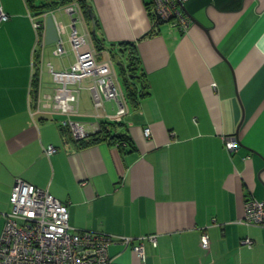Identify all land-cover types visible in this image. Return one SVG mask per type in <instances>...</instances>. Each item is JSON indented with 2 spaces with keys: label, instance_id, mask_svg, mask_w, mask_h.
<instances>
[{
  "label": "crops",
  "instance_id": "crops-1",
  "mask_svg": "<svg viewBox=\"0 0 264 264\" xmlns=\"http://www.w3.org/2000/svg\"><path fill=\"white\" fill-rule=\"evenodd\" d=\"M55 1L0 0L9 16L0 23V239L12 189L24 179L68 204L76 229L133 244L158 236L157 247L144 241L143 259L131 246L111 244L117 264H264V227L239 222L248 200L264 199V0H188L187 31L160 21L153 0H89L102 49L93 19L77 28L100 61L113 62L128 107L118 129L132 146H84L63 125L69 117L51 109L57 84L49 64L65 70L76 61L72 18L54 9L67 25L65 53L56 55L57 42L38 44L30 13ZM121 42L133 43L140 58L141 78L132 80L139 90L145 81L148 95L137 105L118 64L122 58L126 66L127 56L111 52ZM82 85L70 118L95 133L97 116L115 114L119 104L105 99L97 109L94 81ZM229 136L239 141L236 151L226 148ZM247 238L252 247L242 243Z\"/></svg>",
  "mask_w": 264,
  "mask_h": 264
},
{
  "label": "built area",
  "instance_id": "built-area-1",
  "mask_svg": "<svg viewBox=\"0 0 264 264\" xmlns=\"http://www.w3.org/2000/svg\"><path fill=\"white\" fill-rule=\"evenodd\" d=\"M188 0H153V9L158 19L178 27L183 31L190 28L191 20L184 10ZM71 18L72 30L69 39L76 61L65 70H56L49 64L53 80L57 84L51 97L50 107L54 111L69 117L63 122L76 140L88 138L93 133L87 126L70 118L77 112V103L82 84L92 78L94 85L90 88L97 109L104 107V100H114L119 106L115 114L101 117L94 126L95 133L101 130L103 121L123 122L128 114V107L121 98L116 82V71L113 62L100 61L97 51L89 39V34L81 33L77 28L78 22H84L85 13L82 4L73 1L59 6ZM53 16L60 36L55 49L56 55L65 53L63 35L67 25L59 21L55 10L31 12L38 44L45 40L47 20ZM9 19L6 12L0 9V23ZM151 135L150 128L145 130ZM226 148L236 151L239 141L236 137H225ZM120 146V143H117ZM57 147L50 145L46 152L52 155ZM11 210L4 213L5 226L0 239V264H117L109 254L111 244L120 242L131 246L132 250L143 259L145 243L151 242L158 246L156 234L139 238V243L133 244L134 238L114 236L94 230L76 229L70 224L68 204L55 197L48 189L40 188L24 179H17L10 196ZM246 225L264 227V199H250L245 204L244 216L239 220ZM210 237L203 233L201 245L209 248ZM244 245L253 246L249 238L243 240Z\"/></svg>",
  "mask_w": 264,
  "mask_h": 264
},
{
  "label": "trees",
  "instance_id": "trees-1",
  "mask_svg": "<svg viewBox=\"0 0 264 264\" xmlns=\"http://www.w3.org/2000/svg\"><path fill=\"white\" fill-rule=\"evenodd\" d=\"M73 1H78L82 4V7L84 9L85 17L91 20L92 18L89 15L88 8L91 6L89 0H60V1H55L51 3H43L42 5L39 6H32L36 12H42L45 10H52L55 9L61 5L68 4ZM100 28L99 22H97L96 27L94 31L92 32V38L94 42L97 44L98 49H102V44L103 40L100 38L98 35V29ZM114 48H112L111 52L115 58L121 57V53L123 55L127 56V61L126 66L124 65V60L120 58V63L124 65L125 67L122 68L123 72V78L126 84L127 88V95L131 103L138 104L140 99L146 97L148 95V92H146L145 89V81H142V89L138 85L134 86L133 80L136 78H141V73L139 71L141 70L140 68V58L137 54L135 45L131 42H121L118 44V46L113 45ZM116 48H119L118 50ZM122 55V56H123ZM123 60V61H122ZM133 79V80H132ZM132 80V83H131ZM36 81H38L36 79ZM35 81V82H36ZM123 122H110V121H103L101 123L102 127L101 130L93 133L91 136L88 138L82 139V140H77L78 142H81L82 145H88V144H93L97 143L100 141H105V140H112L113 142H118L120 143V146L125 144L132 146V142L129 139V137L122 131H119L118 127L122 125Z\"/></svg>",
  "mask_w": 264,
  "mask_h": 264
},
{
  "label": "water",
  "instance_id": "water-1",
  "mask_svg": "<svg viewBox=\"0 0 264 264\" xmlns=\"http://www.w3.org/2000/svg\"><path fill=\"white\" fill-rule=\"evenodd\" d=\"M88 12H89L90 17L93 19V25H94V29H95L97 21H96V14H95L92 6H89ZM59 39H60V36H59L58 30H57L54 18H53V16H49V18L47 20V27H46V34H45L46 44L56 43L59 41ZM118 64L121 65V68L125 67L120 62H118Z\"/></svg>",
  "mask_w": 264,
  "mask_h": 264
},
{
  "label": "rangeland",
  "instance_id": "rangeland-1",
  "mask_svg": "<svg viewBox=\"0 0 264 264\" xmlns=\"http://www.w3.org/2000/svg\"><path fill=\"white\" fill-rule=\"evenodd\" d=\"M83 86V85H82Z\"/></svg>",
  "mask_w": 264,
  "mask_h": 264
}]
</instances>
